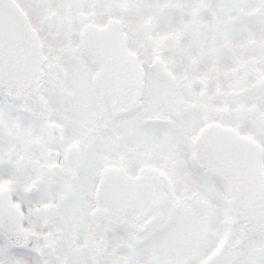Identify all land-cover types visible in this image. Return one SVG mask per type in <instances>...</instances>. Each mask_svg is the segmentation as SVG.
Instances as JSON below:
<instances>
[{
	"label": "flooded vegetation",
	"instance_id": "af4514ba",
	"mask_svg": "<svg viewBox=\"0 0 264 264\" xmlns=\"http://www.w3.org/2000/svg\"><path fill=\"white\" fill-rule=\"evenodd\" d=\"M13 1L26 16L32 30L28 37L18 38L27 42L38 40L47 62L41 81L25 92H12L0 85V222L6 236L20 245L24 243L25 248L22 250L25 252L40 253L37 244L49 241L52 237L48 230L53 226V217L58 212L56 206L60 209L72 208L76 198L74 185L83 175L89 174L92 175V180L95 176V189L100 180L115 178L121 183L138 188L141 194L137 214L130 219H122L107 206L102 205L99 209L95 207L94 189L91 193L92 206L87 214L94 227L112 226L113 231L123 229L137 235L138 227L141 226L139 230L146 233L153 223L157 222L160 214L165 217L163 211L170 202L176 215L184 208L194 205L203 207L204 211L197 222L203 225V231L208 232L207 234H215L217 230L212 224L214 226L216 214L210 203L213 199L223 210L221 225L223 222L224 225H230L226 214L227 197L224 185L195 164L192 144L205 126L220 124L253 139L264 150V54L260 53L264 48L260 44L253 47L256 49L255 53H250L251 56L246 59L251 67L246 71L241 69V74L236 71L235 77L227 79L225 83H217L209 77H190L184 73L182 76L174 75V85L168 86L167 82L158 80L151 72L150 75L145 73L137 88L118 96L111 89L100 62L93 56L87 32L84 31L86 24L99 29L116 24L126 52L145 68L149 67L155 58H160L165 64L175 63L171 58L164 59V54L168 51L172 54L175 52L177 60L184 63V60L179 58L186 52H180L177 45L165 44L161 40L158 41L156 51L142 60V56L135 49L139 40H132L133 36L127 30L128 26L123 18L107 20L104 26L97 25L93 19L83 26L79 42H68L58 51H52L48 48V35L52 31L47 32V26L41 25V14L36 6V1L40 0H25L24 5L17 0ZM202 1L209 3V0H198L194 3L197 16ZM233 1L243 5L246 3L244 8L247 3L256 1L259 4L264 0H225L227 13H230L228 6L229 9L240 10L232 4ZM103 4L105 3L99 0V5ZM133 7L134 9L127 5L121 8L125 14H129L136 11L135 6ZM54 12L55 9L48 15ZM214 14L211 10V16L216 15ZM161 21L167 22V16L159 7L155 11V17L145 23L149 30H153ZM196 28L200 29L201 26ZM66 33L68 35L71 31L66 29ZM179 35L183 37L180 31L176 37ZM7 38L14 40L17 36ZM67 59L69 63L75 61L80 66L89 64L96 69L91 82V86L96 90H92L90 97L94 96L98 108L78 107L82 117L80 119L60 110V106L66 107L64 103L73 101L72 98L84 102L82 96H77L80 93L74 92L77 90L74 89L75 86L72 90L65 88L64 81L68 77H59L58 69L64 67ZM186 63L190 64L188 61ZM213 65H216L215 61ZM149 78L155 81H150L151 85L148 84ZM153 83L160 86L159 93H170L180 87L181 90L185 88L187 94L193 95L195 89H198V94L194 95L197 97L189 98L191 107L199 114V125L193 124L192 128H185L164 112H153V91L149 88L155 86ZM162 97L160 94L154 96L159 105L167 107L170 104L167 96ZM58 98L61 99L60 102H57ZM197 103L200 106L210 105L212 110L210 113L203 111ZM189 114L192 113H185L186 116ZM223 115L225 120L222 119ZM154 139H157L155 142L158 143L171 142L170 151L166 154L158 151L155 144L153 147ZM95 167L98 168L95 170ZM56 177H75L69 193ZM166 187L172 197L170 194L166 197L169 193ZM102 190L105 192L106 188L103 187ZM165 197L167 200L162 202ZM73 217L74 215L70 217L71 221ZM62 219L66 222L65 216H62ZM42 230L46 231V234H42ZM162 230H159L158 234L166 237ZM229 233L222 234L220 246L216 249L213 247L204 258L200 257L198 263H215L218 259L222 264H235L243 252L236 256V260L231 258L236 243L242 244L249 237L246 234L234 236ZM64 235L66 236V232ZM249 239L258 242V245L254 244L255 248L258 246L259 250L264 249V238ZM14 250L15 248L0 235V252L5 257L17 259V262L21 257H26L16 254ZM237 253L239 254V250Z\"/></svg>",
	"mask_w": 264,
	"mask_h": 264
},
{
	"label": "rangeland",
	"instance_id": "374dc122",
	"mask_svg": "<svg viewBox=\"0 0 264 264\" xmlns=\"http://www.w3.org/2000/svg\"><path fill=\"white\" fill-rule=\"evenodd\" d=\"M197 1L170 0V5L179 6V8L191 12L194 9V3ZM17 2L24 5L25 0H17ZM160 2L161 0H111L108 3L99 5V0H40L36 1L38 3L36 6L41 14V25L49 27H46L47 32L52 31L48 35L49 50L58 51L68 42H79L80 32L83 33V26L85 23L93 21V19L98 23L97 25L104 26L107 20L123 18L124 22L127 23V30L133 36L132 40L134 41L135 38L139 40V44L135 49L142 56V60L146 58V55L150 57L156 51L158 41L161 40L165 44L177 45L180 52H183V50L186 52L181 54L182 58H179V60L183 59L184 63L177 60L175 52L172 54L171 51H168L164 54V59L170 60L171 58L173 62L176 61L168 66V69L175 76H182L187 73L190 77H209L217 83H225L227 79L235 77L236 71L241 74V69L244 68V71H246L251 67L246 59L251 56L250 53H255L256 49L254 50L249 45L248 38L250 36L254 38L256 44H260L264 48V14L261 12H258L259 20L254 19L244 28L240 26L241 21L238 17V10L229 9L228 6L227 9L230 13H227L224 5L225 0H209L208 4L216 15L202 19V23L207 25L208 28L200 31L201 34L204 33L202 41L200 42V39H198L196 41L198 43H195L186 35L180 40L177 39L176 35L184 28L176 22L161 21L155 29L149 30L145 22L155 17V11L159 9ZM255 3L256 1L248 3L245 9L251 10ZM127 5L133 9V6H135L136 11L125 14L126 12H123L121 7ZM51 6L54 8H49ZM53 9H55V12L48 15ZM212 26H219V28L214 31ZM66 29H68V32L70 30L71 33L66 35ZM85 41L87 42V39ZM229 50H232V53ZM260 53L264 54V49H261ZM185 60L190 64H187ZM213 61L216 65H213ZM58 72L59 77H68L64 81L65 88L72 90L75 86L74 89L77 90H74V92L78 91L80 94L76 95L82 96L84 101L80 102V100L72 98L73 101L64 103L66 107L60 106L62 112L80 119L82 117L78 107L98 108L94 96L90 97L93 93L92 90H96L91 86L92 75L96 72V69L89 64L80 66L75 61L69 63L67 59L64 67H60ZM146 72L147 75L151 74L147 69ZM150 81L155 82L149 78L148 84ZM153 84L155 86H149L153 91V112H164L169 118H174L179 125L185 128H192L193 124L199 125V114L191 107L190 101V98L197 97L194 95L198 94V89H195L193 95L191 93L187 94V90L185 88L181 90L180 87L170 93L165 91L159 93L160 86ZM157 94L163 96L162 98L166 95L170 104L167 107L159 105L154 98ZM60 101L61 99L58 98L57 102ZM196 105L208 113L212 110L210 105L200 106L199 103ZM218 110L223 111L222 109ZM188 111L192 114L186 116L185 113ZM222 119L225 120L224 115ZM156 140L154 139L153 147L155 144L158 151L163 154L170 151L171 142L169 144L158 143L155 142ZM153 154L156 155L154 148ZM97 168L95 167V170ZM91 176L90 174L83 175L75 183L76 198L72 208L60 209L59 206H56L58 212L53 217V226L48 230V233L52 235L50 239L53 238L56 241V247L51 248L49 242L44 241L37 244L46 264H61L63 259H66L64 263L62 262L63 264H96L95 258L100 233L87 216L92 206L91 193L95 189V176H93V180ZM167 192L169 193L166 197L169 194L171 197L173 196L168 188ZM166 197L161 201L165 202ZM210 203L215 208L216 214L214 226L212 224V227H216L217 230L215 234H207L208 232L203 231V225L197 222L204 211L203 207L194 205L191 208H184L181 213L176 215L174 214V206L168 202L163 211L166 219L160 214L157 222H154L146 233L139 230L141 226L138 227L137 235H132L130 231L125 232L123 229L109 233L107 237V255L98 260V264H200L198 263L200 257L204 258L213 247L216 249L220 246L222 234L225 235V232H230L229 234L232 233L234 236L240 234L239 229H232V225H224V222L221 225L220 220L223 216V210L220 209L215 199L211 200ZM73 215L76 220L71 221L70 217ZM62 216H65L66 222L62 219ZM163 227H167L168 230H162ZM159 230L164 231L166 237L160 236L158 234ZM65 232L66 236L64 235ZM41 233L46 234V231L42 230ZM163 238L165 239L163 240ZM131 240L135 241L133 242L135 246L133 248L129 247ZM254 244L258 245V242L251 241L249 238L242 244L236 243L235 247L239 249L237 256L243 252L237 258L235 264H264V249L259 250L258 246L254 247ZM231 258L235 260L234 253ZM16 260L7 258L0 252V264H8L9 261L11 264H35L29 257H21L18 262ZM208 264L222 263L216 259L215 263L210 262Z\"/></svg>",
	"mask_w": 264,
	"mask_h": 264
},
{
	"label": "water",
	"instance_id": "95a60500",
	"mask_svg": "<svg viewBox=\"0 0 264 264\" xmlns=\"http://www.w3.org/2000/svg\"><path fill=\"white\" fill-rule=\"evenodd\" d=\"M110 0H103L108 2ZM31 27L12 0H0V85L12 92H25L41 81L46 59L38 40L23 41ZM93 54L101 62L108 83L116 95L134 90L142 81L143 68L125 52L116 25L108 29L85 27ZM17 38H7L13 36ZM158 79L169 85L174 78L164 64L155 59L151 65ZM197 165L221 181L228 198V211L234 225H245L251 237H264V167L263 149L256 142L240 136L231 128L212 124L202 129L195 139ZM70 192L74 177H56ZM106 187L103 193L100 189ZM96 205L108 206L113 213L128 219L136 215L141 204L138 188L113 178L102 180L96 190ZM0 222V235L6 236ZM14 248L25 245L6 237Z\"/></svg>",
	"mask_w": 264,
	"mask_h": 264
},
{
	"label": "trees",
	"instance_id": "16d2710c",
	"mask_svg": "<svg viewBox=\"0 0 264 264\" xmlns=\"http://www.w3.org/2000/svg\"><path fill=\"white\" fill-rule=\"evenodd\" d=\"M250 20V19H248ZM244 24L246 25L247 24V19L244 18ZM213 27V26H212ZM219 26H215L214 29H218ZM185 31L186 32H190L191 31V28H188V25L186 24L185 25ZM250 41H253V39H250ZM98 228L100 229V234H99V241H98V250L96 252V258H95V262L96 264H98V260L100 259H103L104 256H106V251H107V247H108V235L109 233H112L113 232V228L112 226H107L106 228H101L99 225H98ZM242 233L248 235L245 227L242 228ZM58 255V254H57ZM33 259L35 260L36 264H46L45 260H43L42 258V255L40 254H35V255H32ZM57 257V256H56ZM66 261V259H63L62 262L64 263ZM61 262V264H63Z\"/></svg>",
	"mask_w": 264,
	"mask_h": 264
},
{
	"label": "snow or ice",
	"instance_id": "6c2138e0",
	"mask_svg": "<svg viewBox=\"0 0 264 264\" xmlns=\"http://www.w3.org/2000/svg\"><path fill=\"white\" fill-rule=\"evenodd\" d=\"M14 251L16 252V254L28 255V253L22 249H15ZM8 264H11V262L9 261Z\"/></svg>",
	"mask_w": 264,
	"mask_h": 264
}]
</instances>
